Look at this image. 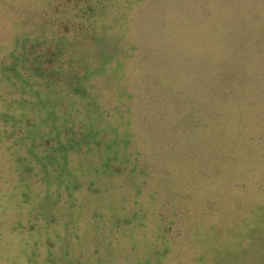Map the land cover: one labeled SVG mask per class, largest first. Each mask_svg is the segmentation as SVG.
<instances>
[{
	"label": "rangeland",
	"instance_id": "rangeland-1",
	"mask_svg": "<svg viewBox=\"0 0 264 264\" xmlns=\"http://www.w3.org/2000/svg\"><path fill=\"white\" fill-rule=\"evenodd\" d=\"M0 264H264V0H0Z\"/></svg>",
	"mask_w": 264,
	"mask_h": 264
},
{
	"label": "trees",
	"instance_id": "trees-1",
	"mask_svg": "<svg viewBox=\"0 0 264 264\" xmlns=\"http://www.w3.org/2000/svg\"><path fill=\"white\" fill-rule=\"evenodd\" d=\"M193 149H195V148H194V146H193ZM176 212H177V211H176ZM201 213H204V212H203V211H200V213H199V214H201ZM201 215H202V214H201Z\"/></svg>",
	"mask_w": 264,
	"mask_h": 264
}]
</instances>
